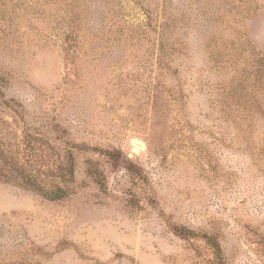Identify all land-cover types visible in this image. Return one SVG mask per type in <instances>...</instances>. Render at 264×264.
I'll use <instances>...</instances> for the list:
<instances>
[{
    "label": "rangeland",
    "instance_id": "obj_1",
    "mask_svg": "<svg viewBox=\"0 0 264 264\" xmlns=\"http://www.w3.org/2000/svg\"><path fill=\"white\" fill-rule=\"evenodd\" d=\"M0 264H264V0H0Z\"/></svg>",
    "mask_w": 264,
    "mask_h": 264
},
{
    "label": "bare ground",
    "instance_id": "obj_2",
    "mask_svg": "<svg viewBox=\"0 0 264 264\" xmlns=\"http://www.w3.org/2000/svg\"><path fill=\"white\" fill-rule=\"evenodd\" d=\"M134 147H135V149L137 150V151H139V152H142V150H143V146L140 144V143H138V142H135L134 143ZM141 154V153H140Z\"/></svg>",
    "mask_w": 264,
    "mask_h": 264
},
{
    "label": "water",
    "instance_id": "obj_3",
    "mask_svg": "<svg viewBox=\"0 0 264 264\" xmlns=\"http://www.w3.org/2000/svg\"><path fill=\"white\" fill-rule=\"evenodd\" d=\"M133 151L135 152V153H140L139 151H137L136 149H135V147H133Z\"/></svg>",
    "mask_w": 264,
    "mask_h": 264
}]
</instances>
